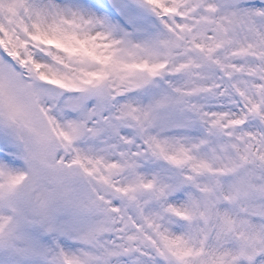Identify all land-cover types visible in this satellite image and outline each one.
<instances>
[{
  "label": "snow or ice",
  "instance_id": "snow-or-ice-1",
  "mask_svg": "<svg viewBox=\"0 0 264 264\" xmlns=\"http://www.w3.org/2000/svg\"><path fill=\"white\" fill-rule=\"evenodd\" d=\"M0 264H264V0H0Z\"/></svg>",
  "mask_w": 264,
  "mask_h": 264
}]
</instances>
